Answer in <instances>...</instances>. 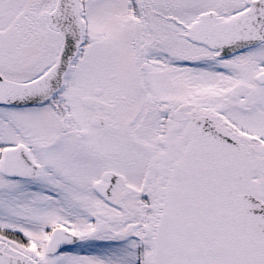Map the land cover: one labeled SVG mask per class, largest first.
I'll return each instance as SVG.
<instances>
[{"label":"snow or ice","instance_id":"snow-or-ice-1","mask_svg":"<svg viewBox=\"0 0 264 264\" xmlns=\"http://www.w3.org/2000/svg\"><path fill=\"white\" fill-rule=\"evenodd\" d=\"M0 264H264V0H0Z\"/></svg>","mask_w":264,"mask_h":264}]
</instances>
